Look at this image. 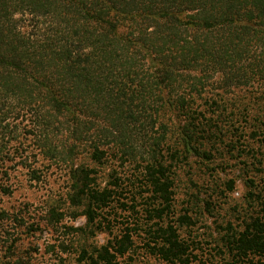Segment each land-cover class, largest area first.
<instances>
[{
    "label": "trees",
    "instance_id": "obj_1",
    "mask_svg": "<svg viewBox=\"0 0 264 264\" xmlns=\"http://www.w3.org/2000/svg\"><path fill=\"white\" fill-rule=\"evenodd\" d=\"M262 111L264 0H0V264H42L25 243L33 226L5 198L18 173L40 182L44 166L65 172L64 201L92 236L110 235L74 249L78 264H121L136 248L213 264L185 235L189 210L175 217L177 169L212 161L234 119L257 113L259 128ZM247 197L213 248L225 264H264V195Z\"/></svg>",
    "mask_w": 264,
    "mask_h": 264
},
{
    "label": "rangeland",
    "instance_id": "obj_2",
    "mask_svg": "<svg viewBox=\"0 0 264 264\" xmlns=\"http://www.w3.org/2000/svg\"><path fill=\"white\" fill-rule=\"evenodd\" d=\"M239 96L245 99L246 95L240 93ZM259 114L264 119L263 111ZM257 115L253 112L247 124H240L234 119L235 129L239 130H230L234 131V138L228 137L226 142L216 145L212 161L203 162L193 157L189 164L177 169L175 217L184 214L186 209L189 210L195 226L187 230L185 235L187 237L191 231L196 237V245L200 247L197 250L199 255L210 257L213 264L219 261L213 248H216L217 244L221 247L219 237L223 234L222 227L225 222H236L239 215L237 210L248 209L251 206L252 202L247 197L250 189L264 195V143L261 142L264 138V123H257L259 128L255 127L256 121L252 118H257ZM230 128L231 126L225 129ZM255 132L256 138L251 136ZM236 136L239 139L235 138ZM239 152L241 154H238ZM41 171L42 180L32 183L25 182L24 174L18 173V189L14 196L5 198V201L9 207L26 217L27 225L33 226L31 235L26 238L25 243L30 245L42 264H57L59 257L65 259V264H78L79 251L76 252L74 249L99 247L107 242L110 235L104 230L95 231V235L92 236L91 228H87L86 217L73 216L83 209L70 207L64 201L65 172L62 169L53 166L47 170L44 166ZM110 171L109 167L101 168L102 185L111 180ZM249 179L255 181L252 188L249 187ZM229 180L234 181L232 191H227ZM261 203H264V197L261 198ZM52 208L62 214L58 220L52 217L50 213ZM70 226L83 230L74 236L72 231H69ZM63 246L69 247L67 253ZM121 264L168 263L149 257L141 248H136L132 259H123ZM218 264L225 263L219 261Z\"/></svg>",
    "mask_w": 264,
    "mask_h": 264
}]
</instances>
